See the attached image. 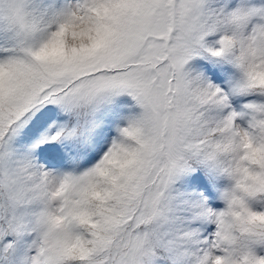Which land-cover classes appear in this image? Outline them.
Returning <instances> with one entry per match:
<instances>
[{"label":"snow or ice","instance_id":"obj_1","mask_svg":"<svg viewBox=\"0 0 264 264\" xmlns=\"http://www.w3.org/2000/svg\"><path fill=\"white\" fill-rule=\"evenodd\" d=\"M241 148L264 0H0V264H264Z\"/></svg>","mask_w":264,"mask_h":264},{"label":"clouds","instance_id":"obj_2","mask_svg":"<svg viewBox=\"0 0 264 264\" xmlns=\"http://www.w3.org/2000/svg\"><path fill=\"white\" fill-rule=\"evenodd\" d=\"M251 155L252 159H245L246 156ZM264 160V149H250L249 152H246L244 148H241L239 152L236 154V158L234 161H230V166L232 168V178L230 179L232 182L231 190H236V198L239 199L242 195V189L238 188V185H243L245 183H251L252 178L256 176L260 172V164L259 161ZM247 168L248 172L245 173L242 169ZM222 202L225 204V210L228 208V201L222 198ZM249 206V205H248ZM249 209L253 212H258Z\"/></svg>","mask_w":264,"mask_h":264},{"label":"rangeland","instance_id":"obj_3","mask_svg":"<svg viewBox=\"0 0 264 264\" xmlns=\"http://www.w3.org/2000/svg\"><path fill=\"white\" fill-rule=\"evenodd\" d=\"M225 182L226 181H229V182H231V180L230 179H225L224 180ZM223 181V182H224ZM231 187V186H230ZM254 199H259L258 201H261L262 202V207L264 208V194H260V195H257V196H255V197H253ZM218 200H220V198H218ZM217 200V201H218ZM216 201V202H217ZM247 203H248V205H249V207L252 209V210H255V211H258L259 209L256 207V209H255V206L253 205V203L252 202H249V201H247ZM216 205L218 206V207H220V204L219 203H216ZM259 212V211H258Z\"/></svg>","mask_w":264,"mask_h":264},{"label":"trees","instance_id":"obj_4","mask_svg":"<svg viewBox=\"0 0 264 264\" xmlns=\"http://www.w3.org/2000/svg\"><path fill=\"white\" fill-rule=\"evenodd\" d=\"M260 212V211H259Z\"/></svg>","mask_w":264,"mask_h":264}]
</instances>
